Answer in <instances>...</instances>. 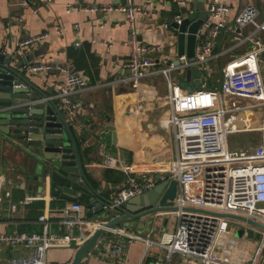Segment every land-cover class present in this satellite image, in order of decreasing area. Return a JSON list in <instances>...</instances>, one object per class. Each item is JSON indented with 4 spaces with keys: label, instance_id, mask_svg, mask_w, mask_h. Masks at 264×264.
Segmentation results:
<instances>
[{
    "label": "crops",
    "instance_id": "obj_1",
    "mask_svg": "<svg viewBox=\"0 0 264 264\" xmlns=\"http://www.w3.org/2000/svg\"><path fill=\"white\" fill-rule=\"evenodd\" d=\"M224 1L230 6V10L225 15L227 25L235 21L239 11L248 3L255 4L259 9L258 21L264 20V0ZM210 2L211 0H186V6L183 8L188 11L182 14L195 8H203L209 16ZM68 3L87 7L93 5L119 7L126 5L127 0H52L51 2L0 0V46L2 51L16 54L14 56L16 64L12 65L15 68L27 55L36 50L40 51L39 55L32 56L31 63H51L52 70L42 73H29L23 67L17 70L23 72L36 89L45 92L64 112L59 91L52 83H64L73 70L87 77L88 86L72 96L74 100L82 103L83 108L75 117L66 115L73 125L84 171L90 184L104 197L113 199L115 192L127 184V175L120 169L107 167L104 162L105 156L123 159L133 166L135 173L147 171L155 178L173 170L177 147L173 129L168 122L172 109L163 99L168 93V85L156 76H148L140 81L137 88L134 87L131 72L125 67L130 59L132 47L129 44V23L124 12L112 10L104 13L87 9L66 12ZM133 3L142 7L144 5L146 9L152 11L150 16L137 15L134 21L138 40L161 43L164 53L170 60L175 61L178 57L179 31L172 26V22L176 14V4L172 0H152L147 8L146 0H133ZM18 17L21 21L17 20ZM167 22H170L171 27L165 29L164 24ZM253 30V25L245 26L242 29V38L246 39ZM209 31L205 27L200 30L196 53L202 49ZM42 33L48 36L38 48L28 46L21 53H16L22 39ZM251 47L252 42L249 39L237 44L232 31L220 32L214 40L209 60L190 67L201 68L205 74L203 85L210 89L221 88L224 71L228 65L235 57L248 52ZM150 56L155 57L156 54L151 53ZM26 64L29 63L26 62L24 65ZM261 68L264 76V53L261 57ZM209 77H214L215 80L212 81ZM191 80L194 83L195 78L191 77ZM178 83L185 89V85H189L180 83V80ZM22 91L30 92L36 100H42V96L34 89L22 88ZM246 102L253 103L250 100ZM123 112L130 115L124 119L126 124L118 127V143L116 145L101 143L99 133L107 124L108 117L113 121ZM245 115L244 126L247 129L237 134L261 135L259 137L262 138L261 144H263L264 108H253L246 111ZM128 125L136 127L130 129ZM22 161L23 157L11 147L4 146L0 138V233H42L44 225L39 220V216L43 213L50 218L52 231L66 233V228L60 225L58 220L61 209L72 201L52 196L49 186L42 192L32 187L31 180L24 175ZM108 170H112V173H108ZM79 190L81 195L76 201L84 195L93 196L90 190L81 188ZM27 197L34 198L25 201ZM80 203L85 207L81 213L84 219L93 221V224L104 219L94 213L93 207ZM12 204L17 205L14 211L10 210ZM111 214L118 213L112 211ZM166 226L165 222L162 234L173 232L167 231ZM73 232L78 234L80 230L75 228ZM151 237L152 233L146 238ZM154 242L155 244L149 248L144 241H135L128 245L125 264H152L155 260H165L166 249L158 244L159 241ZM224 243L228 251L237 254L246 248L250 251L254 246L251 247L250 243H244L238 237H227ZM76 249L74 243L70 247L50 248L46 253V261L48 264H66L72 260ZM34 255V250L25 246L3 245L0 247V264H9L13 258ZM179 259L180 256L175 255L172 264H176ZM87 264H115V260L108 252L98 249L95 256L88 259Z\"/></svg>",
    "mask_w": 264,
    "mask_h": 264
},
{
    "label": "built area",
    "instance_id": "obj_2",
    "mask_svg": "<svg viewBox=\"0 0 264 264\" xmlns=\"http://www.w3.org/2000/svg\"><path fill=\"white\" fill-rule=\"evenodd\" d=\"M51 2L52 0H46ZM179 8L186 6V0H172ZM152 0H146L147 8ZM87 9L108 13L120 10L126 14L132 47L130 59L125 67L131 72L134 87L148 76L163 75L167 79L168 93L164 96L172 109L169 125L173 129L177 152L173 160V170L161 175L163 179L178 181V192L175 199L176 210L162 211L156 216L173 213L176 216V228L173 232H163L159 245L166 249L165 260H155L152 264H172L173 257L179 255L176 264H261L264 263V229L237 218L216 216L211 213L196 212L187 208L203 209L211 212L244 216L264 225V143L256 148L257 154L248 155L247 150H232L229 148V135L245 131L246 111L256 107L264 108V76L261 68V57L264 53V20L258 21L259 9L253 3L245 5L235 17L231 25H227L226 13L230 6L224 0H211L209 16L204 22L209 36L195 58L188 59L186 55L178 56L180 63L176 65L164 53L161 43L139 41L134 21L137 15L150 16L152 11L146 6L136 5L133 0H127L126 5H93L91 7L68 3L66 12ZM191 11V10H190ZM189 11V12H190ZM186 14H176L174 21L181 23ZM21 21V18H17ZM119 25V24H117ZM253 25L254 30L246 38L252 42L251 49L235 57L224 71L221 88L210 89L206 85L188 92L178 81L172 78V72L177 69L205 63L209 60L214 40L220 32L232 31L237 44L242 38V29ZM171 27L170 22L164 28ZM179 31L178 29H176ZM46 33L28 36L19 42L17 54L30 46L38 48L47 38ZM0 52L10 56L11 65L16 64L13 53ZM156 54L151 57L150 54ZM162 63V65H160ZM18 64V63H17ZM29 73H42L53 69L51 63H29L23 66ZM65 113L69 117L77 116L83 108L79 100L72 98L80 89L88 86L87 77L79 71H70L64 83L56 84ZM238 98H241L239 100ZM253 101L252 104L242 102ZM107 167L120 169L127 175V184L116 191L114 205H120L130 198L142 195L152 190L156 178L147 171L135 173L133 166L125 160L113 156H105ZM34 197H27L25 201ZM1 202V198H0ZM17 205H10L14 211ZM84 205L79 201L67 203L61 209L59 224L66 228V233L52 231L50 218L46 213L39 216L43 223L42 233H0V247L25 246L34 250L33 257L13 258L9 264H48L46 253L50 248H76L84 245L99 227H104L107 218L96 221L84 219L81 213ZM105 210L108 205H105ZM232 223L236 228L229 229ZM232 225V226H234ZM84 227H88L85 231ZM79 228L80 233L73 230ZM243 229L242 236H237V230ZM251 229L254 237L248 236ZM259 235V237H257ZM227 237H238L244 243L254 246L246 251L244 259L237 263L238 258L225 245ZM135 241H144L147 248L155 242L143 235L129 231L126 225H116L107 229L99 237L96 246L88 252L87 261L95 256L100 249L106 251L115 260V264H125L127 246ZM253 251V252H252ZM231 252V256L229 255ZM253 260L248 261L249 254ZM87 264V263H85Z\"/></svg>",
    "mask_w": 264,
    "mask_h": 264
},
{
    "label": "water",
    "instance_id": "obj_3",
    "mask_svg": "<svg viewBox=\"0 0 264 264\" xmlns=\"http://www.w3.org/2000/svg\"><path fill=\"white\" fill-rule=\"evenodd\" d=\"M204 12L206 11L203 8H195L183 17L180 24L176 21L172 22V26L179 30L178 56L186 55L190 60L195 58L198 35L208 18V14ZM39 54V50L30 53L16 67L21 69L26 62H32V56ZM174 63L178 65L180 60L176 59ZM17 68L11 65L10 56L0 52V138L2 143L23 157V172L25 177L31 180L32 187L42 192L49 186L52 196L68 201L77 200L81 195L79 188L89 189L93 194L90 198V206L94 208V213L107 218L105 226L96 229L90 239L76 249L72 260L66 264H81L84 256L96 246L99 237L105 234L108 228L121 223L136 227L149 219H154L159 212L177 209L175 199L178 181L163 179L161 175L156 177V185L152 190L134 196L120 205H114L111 198L104 197L94 189L84 171L78 140L66 113L45 92L36 89ZM187 76L189 79L195 78L193 85H185L188 92L200 88L205 78V74L197 66L189 67ZM22 88L34 89L42 96V100L34 99L30 92L24 93ZM129 115L130 113L123 112L113 121L108 117L107 124L99 133L100 142L105 145H116L119 135L118 127L126 124L124 119ZM105 132L108 133L105 134ZM105 205H108L107 210L104 208ZM187 209L237 218L264 229V225L244 216L197 208ZM112 211L118 214L112 215ZM85 231H88V227H85ZM243 232V229H239L235 234L242 236ZM247 232L250 238L254 237L251 229ZM255 248L256 245L253 250Z\"/></svg>",
    "mask_w": 264,
    "mask_h": 264
},
{
    "label": "rangeland",
    "instance_id": "obj_4",
    "mask_svg": "<svg viewBox=\"0 0 264 264\" xmlns=\"http://www.w3.org/2000/svg\"><path fill=\"white\" fill-rule=\"evenodd\" d=\"M204 13L208 14L207 11ZM202 34H204V33H202ZM188 69H189V67L174 70L172 72L173 80L174 81L180 80V83H188L189 85H193L192 80L189 79V77L187 76V70ZM156 77H158V79H160V80L161 79L164 80L165 85L167 84V79H165L166 78L165 76L159 74ZM209 79L212 81L215 80L214 77L213 78L209 77ZM215 83L219 85V83H217V82H215ZM166 91H167V87H166ZM238 99L241 100V98H238ZM246 101L247 100L242 99L243 103ZM106 133H108V132H105V134ZM259 136H261V135H241V134H237V133L231 134V135H229V139H228L229 148L232 150H237V151L247 150L248 155L257 154V151H253L251 148H256L258 145L261 144L262 138ZM251 146H253V147H251ZM165 222L167 223V226H166L167 231H174L175 230V228H176V216L173 213H170L169 215H165V216H156L154 219H149L147 222H145L143 224H139L136 227L128 225L127 228L129 231H132L134 233H140L144 237H150V234L152 233V237L150 238V240L158 242L161 239L162 231H164L163 225ZM124 225H127V224L124 223ZM232 225H234V224H232V223L228 224V228L230 230L237 227L235 225L234 226H232ZM155 229H158V230H155ZM157 231H159V232L156 233ZM87 258H88V256L85 255L81 264L87 263ZM252 260H253L252 254H249L248 261L251 263ZM258 264H261V261Z\"/></svg>",
    "mask_w": 264,
    "mask_h": 264
},
{
    "label": "trees",
    "instance_id": "obj_5",
    "mask_svg": "<svg viewBox=\"0 0 264 264\" xmlns=\"http://www.w3.org/2000/svg\"><path fill=\"white\" fill-rule=\"evenodd\" d=\"M184 11H188V10H186V9H184V8H179L177 5H176V14H179V13H183ZM175 14V15H176ZM111 169V168H110ZM112 170H108V173H112L111 172ZM123 173V172H122ZM109 175V174H108ZM123 175V174H122ZM126 175V174H125ZM124 176V175H123ZM123 179H125V176H124V178ZM83 190H89V189H83ZM90 197H91V194H89V195H87V197H86V195H84V196H82V197H80L78 200L80 201V202H83L84 204H86L88 207H90Z\"/></svg>",
    "mask_w": 264,
    "mask_h": 264
},
{
    "label": "bare ground",
    "instance_id": "obj_6",
    "mask_svg": "<svg viewBox=\"0 0 264 264\" xmlns=\"http://www.w3.org/2000/svg\"><path fill=\"white\" fill-rule=\"evenodd\" d=\"M128 128H134L132 126H128ZM247 246V244H244ZM247 251V248L246 250H243L240 254H237L236 252H233L235 256H237L238 258L235 260L237 263H239L240 261H242L244 259V256H245V253ZM229 255L231 256V252H229Z\"/></svg>",
    "mask_w": 264,
    "mask_h": 264
}]
</instances>
